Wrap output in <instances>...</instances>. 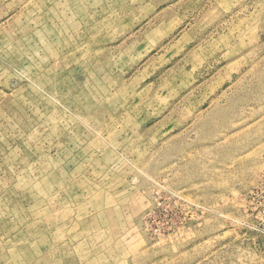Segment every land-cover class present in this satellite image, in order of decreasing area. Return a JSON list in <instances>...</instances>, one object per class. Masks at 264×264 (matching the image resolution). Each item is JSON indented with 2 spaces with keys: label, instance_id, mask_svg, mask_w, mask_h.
<instances>
[{
  "label": "rangeland",
  "instance_id": "374dc122",
  "mask_svg": "<svg viewBox=\"0 0 264 264\" xmlns=\"http://www.w3.org/2000/svg\"><path fill=\"white\" fill-rule=\"evenodd\" d=\"M0 264H264V0H0Z\"/></svg>",
  "mask_w": 264,
  "mask_h": 264
}]
</instances>
